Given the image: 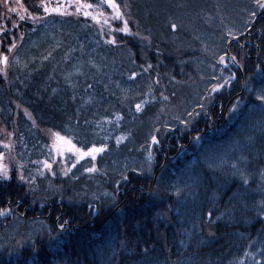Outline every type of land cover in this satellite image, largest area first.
<instances>
[{
    "label": "trees",
    "instance_id": "1",
    "mask_svg": "<svg viewBox=\"0 0 264 264\" xmlns=\"http://www.w3.org/2000/svg\"><path fill=\"white\" fill-rule=\"evenodd\" d=\"M58 2L0 0V264H264V8ZM48 131L103 151L48 169Z\"/></svg>",
    "mask_w": 264,
    "mask_h": 264
},
{
    "label": "rangeland",
    "instance_id": "2",
    "mask_svg": "<svg viewBox=\"0 0 264 264\" xmlns=\"http://www.w3.org/2000/svg\"><path fill=\"white\" fill-rule=\"evenodd\" d=\"M58 3H62V0H58ZM73 1V2H71ZM99 5H92L90 8H83L79 7L80 5H87L86 3H83L81 0H67V3L71 4V9L77 10L79 7V13H83L85 15V12L90 13V15H87L92 21L98 22L101 27L108 29V31L112 29H120L121 27H124L125 21H127V18L124 16L123 11L119 8L121 18L117 19L115 18V11L109 7L106 0H99ZM81 10V11H80ZM95 17V19H93ZM128 24V22H127ZM220 89V88H219ZM56 132L48 131L46 132V137L49 141L52 153H53V159L52 163H49L51 168L52 166L60 171L61 173H64L70 165H73L74 163L78 162L81 159L91 157V155L84 156L83 158L78 157V153L74 149H79L80 151L87 152L88 149H81L76 147V145L73 144L72 139L70 137H64L59 134L60 137H63L64 139H57ZM64 141H69L70 143H65ZM148 142H144V144L141 146L142 148V159L144 162L149 157V149L147 148ZM74 146V149L72 148ZM93 148V147H92ZM8 148H4V152L0 153V173L6 169L14 166V159L13 155L7 151Z\"/></svg>",
    "mask_w": 264,
    "mask_h": 264
},
{
    "label": "snow or ice",
    "instance_id": "3",
    "mask_svg": "<svg viewBox=\"0 0 264 264\" xmlns=\"http://www.w3.org/2000/svg\"><path fill=\"white\" fill-rule=\"evenodd\" d=\"M106 2L108 3L109 7H111L115 11V18H117V19L121 18V14H120V11H119V8L117 7V5L115 3H113L112 0H106ZM253 2L256 4L257 7L264 8V0H253ZM79 7L90 8V7H92V5H90V4L80 5ZM79 7L77 9L78 11H79ZM9 10L10 11H15V9H9ZM53 10L54 11H59V9H53ZM44 11L48 12L49 8L47 6H44ZM85 15L86 16L90 15V13L85 12ZM249 15L254 17L255 13L252 12V13H249ZM20 19L22 20V19H24V17L21 16ZM93 19H95V17H93ZM172 27L175 28L176 25L173 24ZM118 30L127 33L128 32L127 21H125L124 27L122 29H118ZM109 43H115V40H111V41H109ZM12 47H15V44H13ZM11 50L12 49L9 48V51H11ZM232 59L235 60L236 58L233 57ZM7 62H8V57L7 56H0V63H5L6 64ZM218 63H224V56H221L219 58ZM213 78H215V77H213ZM216 90H217V86H213V88L211 89V91H216ZM256 99L261 101L262 103H264V94H257ZM140 109H141V105L137 104L136 105V110L140 111ZM189 115H192V113H189ZM56 136H57V139H61V140L64 139L63 137H60L59 134H56ZM152 139H153V142L155 143L156 142V138L153 137ZM64 142L65 143H70L69 141H64ZM72 148L74 149V146H72ZM74 150L78 153V157L79 158H83L84 156L91 155L93 159H95V153L103 151L102 148H96V147L90 148L87 152L80 151L79 149H74ZM45 167H50V165L46 164ZM233 167H236V166L233 165ZM95 170L96 169H95L94 166H93V168L87 169V171H95ZM240 175H241V179L243 180V183L247 184L248 180H247L246 177H244L243 172H241ZM261 211L264 212V208H261ZM0 214H2V213H0ZM208 216L211 217L212 216V212H209ZM65 223H67V221H65ZM61 227H63V225H61Z\"/></svg>",
    "mask_w": 264,
    "mask_h": 264
}]
</instances>
